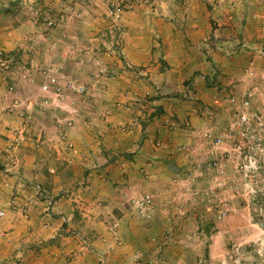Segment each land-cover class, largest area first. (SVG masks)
<instances>
[{"label": "crops", "instance_id": "1", "mask_svg": "<svg viewBox=\"0 0 264 264\" xmlns=\"http://www.w3.org/2000/svg\"><path fill=\"white\" fill-rule=\"evenodd\" d=\"M1 2L0 64L5 68L12 59L21 60L19 67L23 61L42 64L44 50L55 42L57 49L48 56L70 73L79 62L103 58L111 62L113 77L102 76V85L80 104L65 99L67 108L76 112L67 131L52 118L42 121L46 112L30 106L38 88H28L34 82L26 73L0 79V208L6 211L0 218V264H100L102 257L103 264H133L139 253L152 262L161 249L172 262L183 264L185 253L180 250L185 244H175L178 236L179 241L186 239L175 228L182 210L171 207L162 215L161 205L152 220L142 221L127 209L140 195L139 186L148 187L157 202L170 194L188 196L182 179L201 147L197 130L226 121L229 94L248 89L252 103L264 110V63L258 65V59H264V0H225L222 6L218 0H155L139 3L118 20L106 17L101 0ZM64 2L68 8L60 21ZM44 10L53 14L55 25L41 24ZM214 31L218 37L212 36ZM160 62L165 67L160 68ZM157 90L166 95H151L157 112L148 117L150 105L131 99ZM118 101L126 105L117 108ZM30 115L34 120L27 129ZM166 122L174 128L168 129ZM121 123L130 130L120 131ZM20 128H26L28 142L11 146ZM157 139L168 147L155 146ZM170 161L178 172L167 169ZM155 172L169 180L168 188L151 185ZM197 182L205 185L206 176H199L194 185ZM245 208L233 200L234 212L218 224L220 231L207 252L220 253L235 240L230 235L233 223H245L242 229L249 226ZM195 210L190 218L209 219L204 210ZM161 226L166 234L158 231ZM191 248L201 250L200 244Z\"/></svg>", "mask_w": 264, "mask_h": 264}, {"label": "built area", "instance_id": "2", "mask_svg": "<svg viewBox=\"0 0 264 264\" xmlns=\"http://www.w3.org/2000/svg\"><path fill=\"white\" fill-rule=\"evenodd\" d=\"M105 5V15L108 18L118 20L124 12L132 9L139 3H153L155 0H101ZM225 0H218V5H224ZM2 2L0 0V10ZM68 5L61 3L59 19H63ZM39 15V10L34 12ZM59 14V13H58ZM51 13L42 16L41 24L47 27L55 25L51 19ZM57 44L52 42L47 50H44L46 60L41 67V81L39 90L34 97H30V105H40L52 109L54 121L59 128L67 131L74 126V115L76 112L67 108L64 100L72 95L84 96L88 86L84 82H78L70 77H62L59 71L61 61L51 60L48 53H54ZM0 53H2L0 51ZM61 60V59H60ZM252 92L242 89L228 95V112L226 121L212 124L197 130L201 147L197 150L194 162L190 170L182 179L187 183L188 195L193 200L190 206L198 207L210 214L211 225L208 229L198 228L199 234L211 238L217 228L233 209V200L248 208L249 226L241 232L242 237L237 241H230L229 246L220 253L210 252L200 254L195 264H264V110L252 103ZM117 108L123 107L121 102H116ZM57 108H65L68 113L60 117ZM31 123V118L25 119V125ZM168 129L174 128L173 123L166 122ZM118 128L122 132L130 130L127 124L121 123ZM17 131V132H16ZM14 131L15 140L10 144L28 139L26 128ZM68 145V144H67ZM70 146V145H69ZM155 146L168 147L161 140H156ZM76 152L75 149L72 150ZM206 170L204 173L202 170ZM199 176H206L205 185H196ZM37 191L49 198L46 192H42L39 184L35 185ZM135 215L143 220H152L157 214V209L162 205L163 210L175 207L182 210L183 206L189 204L186 200H173L168 197L164 201L157 202L154 195L144 192L131 200ZM23 216H27L24 208L19 209ZM186 210V209H185ZM188 208L186 212H191ZM196 211V210H195ZM5 209L0 208V218L5 216ZM193 214V211H192ZM254 231V232H253ZM140 255L134 256L133 264H140ZM103 257L99 263L103 264ZM19 264H24L20 262Z\"/></svg>", "mask_w": 264, "mask_h": 264}, {"label": "rangeland", "instance_id": "3", "mask_svg": "<svg viewBox=\"0 0 264 264\" xmlns=\"http://www.w3.org/2000/svg\"><path fill=\"white\" fill-rule=\"evenodd\" d=\"M180 3H182L181 2V0H180ZM147 4H149V3H147ZM35 6V5H34ZM37 6V5H36ZM40 7H42V5H40ZM34 8V7H33ZM44 12H45V14L46 13H51L49 10H47V11H45L44 10ZM44 15V14H43ZM51 15L53 16V14L51 13ZM226 17H227V19L228 20H230V18H232V16L231 15H226ZM110 20V19H109ZM215 23L217 24V22L215 21ZM232 33H235L234 31H231ZM112 34V33H111ZM218 32L216 33V31H214L213 32V34H212V36H216V37H218ZM234 35V34H233ZM229 36H231V33H229ZM233 37V36H232ZM112 38H115V35L114 34H112ZM115 46V48H117V45H114ZM112 48H114L113 46H112ZM111 48V49H112ZM114 48V49H115ZM105 49V51L104 52H110L109 50H107V48H104ZM114 51V53H116V51L115 50H113ZM2 54H3V51H2V53H0V56H2ZM117 54V53H116ZM264 57V56H263ZM262 57V58H263ZM263 61H261L260 59H258V61H259V63H258V65H260V66H262L263 67V63H264V59H262ZM18 61H21L20 59H12L11 60V62H12V64L10 65V66H8V67H6L5 68V66H6V64L4 65V64H0V79H2V77H4L6 80H7V76H9V74H11V73H15V74H17V72H23V73H26V77H30L32 80V82H34L33 84H32V86H30V87H28V88H30V89H36V87L38 88V90H39V84H40V81H41V67L44 65V61L42 62V64H37V62H24L23 61V63H21L20 64V67L18 66L19 64H18ZM1 62V61H0ZM111 63V62H110ZM110 63H108V62H106L103 58L102 59H100V60H97V61H89V62H79L78 63V65H79V67H72L73 68V70L71 69V73L68 71V70H66L65 69V67H64V65L65 64H62L61 63V65H60V68H59V71H60V74H62L61 76L62 77H64V78H67V77H70L71 79H73V80H77L78 82H84L85 84H87V86H88V90H87V93L84 95V96H80V95H72L71 96V98L70 99H72V100H74V99H76V101H79V104H80V102L83 100V101H85L86 100V97L88 96V94H89V91H91L93 88H95V89H98L97 87L99 86H101L102 85V82L101 81H104V79H101V77L102 76H105V77H107L108 79H111L112 77H113V72H111L110 70V67H109V64ZM165 63V62H164ZM160 68H163V67H165V65L164 64H161V62H160ZM71 67V66H70ZM83 70H85L83 73H82V71ZM7 71H10L9 73H7ZM250 75H252V73H250ZM216 78V77H215ZM264 79V78H263ZM9 81H11V79H9ZM106 81H108L107 79H106ZM212 81H214L213 79H212ZM113 81H111L110 80V83H112ZM244 89V88H243ZM38 90H37V93H38ZM36 92V91H35ZM34 92V93H35ZM151 93V92H150ZM150 93H148V92H145V94L143 95H136V96H133V98L131 99V100H134L136 103H142L143 105L145 104V103H148L150 106H149V108H152L151 109V114H148V117L149 116H151L152 114H153V112L154 113H156L157 111L156 110H154V108H156L155 107V104H156V102H152L151 101V98H154V96H151V95H155V94H157V96L158 97H163V96H165L166 95V93H163V96H162V93H160L158 90L157 91H153V93L152 94H150ZM174 93V92H173ZM24 96H26V95H24ZM29 96V95H28ZM95 95H89V98H95L94 97ZM100 98V97H99ZM67 100V99H66ZM82 101V102H83ZM64 102H65V100H64ZM118 102H121L124 106L126 105V102H124V101H118ZM77 104H78V102H76ZM97 103L96 102H91V105H92V108L94 109V108H98V106L96 105ZM28 106V105H27ZM30 106H36V105H30ZM29 106V107H30ZM37 106H39V108L41 107L42 109V112L44 111V112H46V114L48 115V117H44V118H42L43 120L42 121H49L50 120V118H52L51 120H53L54 121V117H53V113H49L50 112V108L49 107H44V106H40V105H37ZM29 107H26V108H29ZM39 110V109H38ZM145 110V109H144ZM57 112V114L60 116V117H64L65 116V114H67L68 113V110L67 109H65V108H57V110H56ZM144 112V111H143ZM30 114H31V111H30ZM38 115H41V113L39 112V113H37ZM143 115V113L141 114V115H139V118H141V116ZM31 116V122L34 120V118H33V116L32 115H30ZM33 118V119H32ZM40 118V116H38L37 117V120ZM40 121H41V119H39ZM55 122V121H54ZM30 126H31V123L30 124H28V126H26L27 127V129H29L30 128ZM17 132V131H16ZM28 132V131H27ZM26 137L28 138L29 137V135L27 136V133H26ZM23 142H28V139H26V140H24ZM32 152H31V154L30 155H34V151H33V149L31 150ZM29 152H30V150H29ZM125 153H128V152H125ZM198 154H200V153H196V155H194V157L196 158L197 157V155ZM63 162V161H62ZM143 162H144V160H143ZM141 163L142 162H139V168L140 167H142L143 168V174L146 176V169H144V166H142L141 165ZM124 166V165H123ZM122 166V164H121V167L124 169L125 167H123ZM148 170H150V167H148ZM151 171V170H150ZM153 171H154V169H153ZM152 172V171H151ZM155 174H156V176H157V178H155L154 179V181H153V183L151 182V185L153 184V185H155L156 186V184H157V186L156 187H162V188H165V187H167L168 188V186H167V184H168V182H169V180H163V177H160V175L158 174V173H156L155 172ZM148 181L150 182V179H148ZM164 184H165V186H164ZM186 185V183L184 184L183 183V185L182 186H184V188H187V185ZM171 185H169V187H170ZM144 186H139V188H141L140 190V192L138 193V194H143L144 192H146V191H148L147 189H148V187H147V189L145 188V189H142ZM151 187V186H150ZM149 187V188H150ZM166 189V188H165ZM149 192V191H148ZM150 193H152L153 195H154V197H155V199H156V195L153 193V192H150ZM186 194H188V193H186ZM140 195H137V197L138 196H140ZM168 198H170V199H175V200H183L184 198H186V199H184V200H186L187 202H189V203H192L191 201L193 200L192 198H190L189 197V195L187 196V195H183L182 193L180 194V193H178V194H170L169 196H167ZM157 201V200H156ZM131 204H130V206H128V209H127V211H129L130 212V214L131 215H133L134 217H136L137 219H139V220H142V221H149V220H143V219H140V218H138L136 215H135V212H134V210H133V207H132V202H130ZM242 206H243V203H242ZM192 207V206H191ZM189 207H188V204H186L185 206H183V209H182V212H180L178 215H179V219L178 220H176V222H175V228L176 229H178L180 232H184L182 235H181V238L183 237V236H185L186 235V239H185V241H179V236L176 238V239H178V242L177 243H175V244H185V248L183 249V250H180V253H185V254H183V257L182 258H184L183 259V264H195V262H196V259H197V257L200 255V254H205V253H207V249H208V245H209V243L211 242V238L213 237H211V238H208V237H204V236H202V235H200L199 234V229L197 230V227L198 228H206L205 230H207L208 229V225H211V222H210V217H209V219L208 218H205V219H202V222H200V221H196V219H192V218H190L191 216H189V214H188V212H186V210L188 209ZM171 209H173V208H171ZM184 209H186V210H184ZM198 209H202V212H204L203 211V208H201V207H198ZM170 209L168 208V209H165V210H163V207H162V209H160L159 210V213L160 214H162V215H164V214H169L170 213V211H169ZM176 210V209H175ZM233 210V209H232ZM245 210H246V213H247V215H248V217H249V212H248V208H245ZM171 211H173V210H171ZM191 211H195V208L194 207H192V210ZM232 212H234V211H231V213ZM195 213H196V211H195ZM234 214V213H233ZM190 215H192V213L190 212ZM207 215H210V214H207ZM207 215H205V216H207ZM177 215H175V217H176ZM200 220V219H199ZM221 223V222H220ZM219 224V223H218ZM217 224V228H216V230L213 232V235L214 234H216V233H218L219 231H220V228H219V225ZM234 225V227L231 229V233H230V235H232L233 236V238H235V240H230V241H237V236H240V237H242V240L244 239V237L241 235L242 233L241 232H243V230H244V228L242 229V227L245 225V223H241V222H239V223H233ZM170 227V226H169ZM165 230H167L166 229V227L165 226H161L160 228H159V232H163V231H165ZM168 230H170V231H174V228H171L170 227V229H168ZM178 232V231H177ZM179 232V233H180ZM254 232V231H253ZM148 233V232H147ZM165 234L167 233L166 231L164 232ZM164 234H161V237H162V239H163V237H165V236H163ZM174 237V236H173ZM176 239H174V240H176ZM241 239V238H240ZM239 239V240H240ZM159 240V239H158ZM181 240V239H180ZM170 241H172V240H168V242H170ZM188 242H189V244H188ZM167 244V243H166ZM166 244H164V245H166ZM194 244V245H193ZM195 244H200V246H201V250H193L192 248H191V246H195ZM167 246V245H166ZM229 246V245H228ZM174 251H176V250H174ZM142 252V251H141ZM163 252V250L161 249V250H158V253H154L153 255H152V259H153V261L151 262V260H149V261H146V259L144 258V255H142L143 253H139L138 254V256L140 255V264H178V263H176V262H172V260H170L169 258H170V255L169 256H165L164 255V253H162ZM162 253V255H160ZM157 254V255H156ZM171 259H172V257H171ZM169 260H170V262H169ZM132 261H134V259L132 260ZM133 263V262H132Z\"/></svg>", "mask_w": 264, "mask_h": 264}, {"label": "water", "instance_id": "4", "mask_svg": "<svg viewBox=\"0 0 264 264\" xmlns=\"http://www.w3.org/2000/svg\"><path fill=\"white\" fill-rule=\"evenodd\" d=\"M167 169L171 172H178L179 171V168L176 167L175 163L173 161H170L168 164H167Z\"/></svg>", "mask_w": 264, "mask_h": 264}]
</instances>
